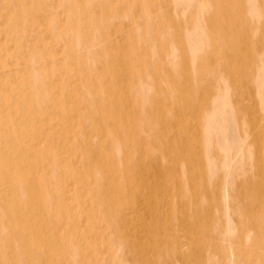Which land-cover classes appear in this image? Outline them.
Wrapping results in <instances>:
<instances>
[{
    "label": "rangeland",
    "instance_id": "374dc122",
    "mask_svg": "<svg viewBox=\"0 0 264 264\" xmlns=\"http://www.w3.org/2000/svg\"><path fill=\"white\" fill-rule=\"evenodd\" d=\"M263 4L0 0V264H264Z\"/></svg>",
    "mask_w": 264,
    "mask_h": 264
},
{
    "label": "bare ground",
    "instance_id": "6f19581e",
    "mask_svg": "<svg viewBox=\"0 0 264 264\" xmlns=\"http://www.w3.org/2000/svg\"><path fill=\"white\" fill-rule=\"evenodd\" d=\"M242 1V0H241ZM262 6H264V4L262 5ZM238 9H239V7H238ZM236 11H238V10H236ZM262 11V10H261ZM263 12V11H262ZM234 14H236V13H234ZM235 16V15H234ZM210 17V16H209ZM238 17V16H237ZM239 18H240V16H239ZM232 19V16L230 15V13L229 12H225V14L223 15L222 13H221V16H217V15H213L212 17H211V21H212V35H213V37H215V38H218V40L220 39V40H223L222 42H224L223 44H224V46H226L227 45V43H228V39L229 38H227V37H229L230 36V34H231V29H233V28H237L238 27V25L240 24H238L237 22L238 21H236V19H238V18H235V20H234V18H233V20H231ZM240 20V19H239ZM210 21V22H211ZM219 22H221L222 23V25H223V27H222V29H218L217 27H218V24H219ZM248 30V29H247ZM247 32V31H246ZM245 31H244V33H246ZM210 34V33H209ZM210 38V37H209ZM226 41V42H225ZM213 42V41H212ZM217 43V42H216ZM221 43V42H220ZM218 46V45H217ZM219 46H221V45H219ZM223 46V45H222ZM9 62V61H8ZM9 63H11V62H9ZM1 67V66H0ZM9 70V69H8ZM14 74V73H13ZM12 74V75H13ZM57 74V73H56ZM58 76V75H57ZM4 77V76H3ZM2 77V78H3ZM11 78V77H10ZM14 78V77H13ZM4 81V80H3ZM3 81H1V83H3ZM11 81V80H10ZM12 82V81H11ZM2 86V85H1ZM6 87V86H5ZM110 87V86H109ZM3 88H4V86H3ZM6 88H8V87H6ZM111 88V87H110ZM5 89V88H4ZM6 90V89H5ZM4 90V91H5ZM57 90V89H56ZM10 91V90H9ZM52 92V91H51ZM4 93V92H3ZM164 94H166V93H164ZM116 95H118V94H116ZM115 95V96H116ZM10 96V95H9ZM71 96V95H70ZM69 96V97H70ZM110 96V95H109ZM7 97V96H6ZM68 97V96H67ZM68 97V98H69ZM100 97V96H99ZM168 97H170L169 95H168ZM119 98V97H118ZM159 98V97H158ZM13 99H14V97H13ZM66 99V98H65ZM9 100V99H8ZM67 100V99H66ZM65 100V101H66ZM117 100V99H116ZM157 100V99H156ZM118 101V100H117ZM14 102V101H13ZM13 102H12V104H13ZM129 102V101H128ZM131 102V101H130ZM20 103V102H19ZM22 104V103H21ZM25 105V104H24ZM98 105V104H97ZM119 105V104H118ZM1 106V105H0ZM11 106V105H10ZM13 106V105H12ZM36 106V105H35ZM5 107V106H4ZM22 107V106H21ZM20 107V108H21ZM5 108H7V107H5ZM25 108V107H24ZM83 109V108H82ZM118 109V108H117ZM32 110V109H31ZM80 110V109H79ZM176 110H178V109H176ZM13 111V110H12ZM28 112V111H27ZM76 112V111H75ZM117 112V111H116ZM159 112L161 113V114H164V110H163V108L161 109L160 108V110H159ZM4 113V112H3ZM29 113V112H28ZM49 113V112H48ZM50 113H51V111H50ZM55 113V112H54ZM7 114V113H6ZM12 114H14V111H13V113ZM23 114V113H22ZM21 113H20V116H23ZM117 114V113H116ZM4 115V114H3ZM26 115H28V114H26ZM26 115H24V116H26ZM51 115V114H50ZM49 115V116H50ZM127 116V115H126ZM163 117L164 115H159L158 117L161 119V117ZM4 117H5V115H4ZM17 118L19 117V116H16ZM8 118V117H7ZM6 118V119H7ZM34 118V117H33ZM101 118V117H100ZM118 118V117H117ZM154 118V117H153ZM5 119V120H6ZM19 119V118H18ZM24 119V118H23ZM32 119V118H31ZM73 119V118H72ZM96 119V118H95ZM126 119H128V118H126ZM25 120V119H24ZM96 120H98V119H96ZM155 120H157V117H155ZM26 121V120H25ZM30 121V120H29ZM33 121V120H32ZM35 121V120H34ZM5 122V121H4ZM16 122H18L17 120L14 122V123H16ZM31 122V121H30ZM36 122V121H35ZM127 122V121H126ZM129 122V121H128ZM127 122V123H128ZM19 123V122H18ZM113 123V122H112ZM20 124V123H19ZM37 124V123H36ZM114 124H116V122L114 123ZM184 124V123H183ZM18 126V125H17ZM23 126H25V125H23ZM68 126V125H67ZM75 126V125H74ZM182 126V125H181ZM187 126V125H186ZM20 127H21V125H20ZM11 128V127H10ZM37 128V127H36ZM129 128V127H128ZM131 128V127H130ZM167 129V128H166ZM18 130V129H17ZM29 130H32V129H29ZM28 130V131H29ZM23 131H25V130H23ZM40 131V130H39ZM70 131V130H69ZM72 131V130H71ZM70 131V132H71ZM29 132H31V131H29ZM73 132V131H72ZM188 132V131H187ZM175 133V132H174ZM25 134V133H24ZM31 134V133H30ZM42 134H45V132H43ZM41 134V135H42ZM129 134V133H128ZM189 134V133H188ZM41 135H39L38 137H41ZM47 135V134H46ZM45 135V136H46ZM72 135H73V133H72ZM132 135V134H131ZM170 135H172V134H170ZM27 136V135H26ZM189 136V135H188ZM187 136V137H188ZM12 137H13V135H12ZM12 137H11V140H12ZM34 137V136H33ZM71 137H73V136H70L69 135V138L71 139ZM119 137V136H118ZM128 137H129V135H128ZM132 137V136H131ZM172 137V136H171ZM14 138V137H13ZM36 138V137H35ZM44 138V137H43ZM183 138H185V137H183ZM9 139H10V137H9ZM23 139V138H22ZM39 139V138H38ZM37 138L35 139V140H38ZM41 140H42V138H40ZM47 139V138H46ZM104 139H105V137H104ZM107 139V138H106ZM194 139V138H193ZM14 140V139H13ZM16 140V139H15ZM40 140V141H41ZM72 141H73V139H71ZM70 140V141H71ZM131 140V139H130ZM192 140V139H191ZM10 141V140H9ZM193 141V140H192ZM3 142V141H2ZM132 142V141H131ZM188 142H189V140L188 139H186V140H183V139H176V138H172L171 139V141H170V145H168L167 147H161L160 148V150H162V151H167L169 148H173L174 149V151L176 152V155H182V154H184V155H186V157L184 158L185 159V161L187 162H190V160H193V159H195L196 157L194 156V151L190 148L189 149V147H188V149H189V151H185V146H188ZM17 143V142H16ZM27 143V142H26ZM41 143H43V142H41ZM108 143V142H107ZM143 143V142H142ZM12 144V143H11ZM15 144V143H14ZM14 144H12V145H14ZM33 144V143H32ZM32 144H30V145H32ZM39 146H41L40 144H38ZM190 145V144H189ZM3 146V145H2ZM16 146V145H15ZM22 147H24L23 145H22ZM32 147H33V145H32ZM160 147V146H159ZM129 148V147H128ZM21 149H23V148H21ZM29 149V148H28ZM18 150V149H17ZM3 151V150H2ZM6 151V150H5ZM67 151V150H66ZM13 152H16V151H13ZM18 152V151H17ZM67 152H69V151H67ZM125 152H126V150H125ZM4 153H6V152H4ZM9 153H11L10 151H9ZM31 153V152H30ZM109 153H110V151H109ZM162 153V152H161ZM16 154V153H15ZM21 154V153H20ZM60 154V153H59ZM67 154V153H66ZM17 155H18V153H17ZM61 155V154H60ZM128 155V154H127ZM6 156H8V155H6ZM13 156V155H12ZM62 156H63V154H62ZM111 156V155H110ZM9 158V157H8ZM19 158V157H18ZM27 158H30V157H28L27 156ZM26 158V159H27ZM166 158V157H165ZM36 159V158H35ZM11 160V159H10ZM24 160V159H23ZM159 160V159H158ZM170 160H174L173 159V157L170 159ZM176 160H177V158H176ZM33 161V160H32ZM42 161V160H41ZM53 161V160H52ZM62 161L64 162V160L62 159ZM157 161V160H156ZM12 162V161H11ZM10 162V163H11ZM24 162H25V160H24ZM9 163V164H10ZM155 163V162H154ZM192 163V162H191ZM8 164V165H9ZM13 164V163H12ZM42 164V163H41ZM21 165H22V163H21ZM67 165H68V162H67ZM72 165V164H71ZM110 165V164H109ZM157 165H160L159 163H156V166ZM181 165V164H180ZM183 165H184V163H183ZM11 166V165H10ZM40 166V165H39ZM110 166H112V165H110ZM115 166V165H114ZM160 166H162V165H160ZM178 166H179V164H175V160H174V162H168V163H166V167L163 169V168H160V174H159V179L156 181V185L157 186H159V187H161V189H162V191H161V195H163V193H164V191H167L169 188H173V186L175 185V184H178V178L176 177H173V173L175 172V170H176V168H178ZM185 166V165H184ZM184 166H183V168L181 169V170H183L184 169ZM194 166V165H193ZM23 167V166H22ZM26 167V166H25ZM37 167V166H36ZM42 167V166H41ZM65 167V166H64ZM43 168V167H42ZM11 169L13 170L14 168H12L11 167ZM10 169V170H11ZM35 169V168H34ZM39 169V168H38ZM45 169V168H44ZM70 169V168H69ZM36 170V169H35ZM41 170V169H40ZM49 170V169H48ZM71 170V169H70ZM74 170H75V168H74ZM186 170V169H185ZM4 171V170H3ZM71 171H73V169L71 170ZM76 171V170H75ZM109 171V170H108ZM82 173H83V171H81ZM177 172V171H176ZM175 172V173H176ZM182 172V171H181ZM187 172V171H186ZM38 173V172H37ZM81 173V174H82ZM131 173V172H130ZM183 173V172H182ZM41 174V173H40ZM50 174V173H49ZM68 174V173H67ZM164 174V175H163ZM184 174V173H183ZM4 175H5V173H4ZM10 175V174H9ZM20 175V174H19ZM35 175V174H34ZM33 176V175H32ZM71 176V175H70ZM77 176H78V174H77ZM132 176H133V174L131 175V174H128V181H129V185L131 186V188H132V186H133V183H131V180L130 179H132ZM185 176V175H184ZM183 176V177H184ZM5 177H8V175L7 176H5ZM13 177V176H12ZM35 177V176H34ZM67 177V176H66ZM78 177H80V176H78ZM171 177H173L174 179H172V182H171V180H170V178ZM9 178V177H8ZM31 178V177H30ZM36 178H37V176H36ZM68 178V177H67ZM185 178V177H184ZM38 179V178H37ZM84 179V178H83ZM83 179H82V181H83ZM7 180V179H6ZM137 180V179H136ZM184 180H186V179H184ZM0 181H2V180H0ZM38 181V180H37ZM75 181V180H74ZM73 181V182H74ZM31 182H33V181H31ZM76 182H78V181H76ZM84 182V181H83ZM179 182H181V181H179ZM184 182V181H183ZM70 183V182H69ZM185 183V182H184ZM3 184H4V182H3ZM85 184V183H84ZM186 184V183H185ZM79 185V184H78ZM87 185V184H86ZM184 185V184H183ZM189 185V184H188ZM65 186H67V185H65ZM64 186V187H65ZM85 186V185H84ZM83 186V187H84ZM186 186V185H185ZM82 187V188H83ZM175 187V186H174ZM7 188V187H6ZM85 188V187H84ZM5 189V188H4ZM3 189V190H4ZM31 189V188H30ZM30 189H29V191H30ZM87 189H89V188H87ZM87 189H85L84 191H86ZM184 189V188H183ZM13 190H15V188H13ZM129 190H130V188H129ZM185 190H187V189H185ZM184 190V191H185ZM16 191V190H15ZM35 191V190H34ZM90 191V190H89ZM124 191V190H123ZM123 191H121L122 193H123ZM188 191V190H187ZM14 192V191H13ZM120 193V192H119ZM87 194V193H86ZM189 194V193H188ZM7 197L9 196L8 194L6 195ZM181 196V195H180ZM185 196V195H184ZM10 197V196H9ZM187 197V196H186ZM1 198V197H0ZM11 198V197H10ZM9 198V199H10ZM139 198V197H138ZM2 200V199H1ZM35 200V199H34ZM39 200V199H38ZM3 201H5V199L3 200ZM10 201V200H9ZM40 201V200H39ZM42 201V200H41ZM7 202V201H6ZM17 203V202H16ZM43 203V202H42ZM8 204V203H7ZM40 204V203H39ZM19 206V205H18ZM183 206V205H182ZM236 206V205H235ZM234 208V207H233ZM20 209H21V207H20ZM176 209V208H175ZM10 210H12V209H10ZM184 211L186 210H188V208H185V209H183ZM17 211V210H16ZM19 211V210H18ZM17 211V212H18ZM9 213H10V211H9ZM74 214V213H73ZM175 214V213H174ZM7 216V215H6ZM75 221V220H74ZM255 224V223H254ZM253 224V225H254ZM68 226V225H67ZM74 227V226H73ZM72 227V228H73ZM75 231V230H74ZM79 231V230H78ZM77 233V232H76ZM143 256V255H142ZM143 258V257H142Z\"/></svg>",
    "mask_w": 264,
    "mask_h": 264
}]
</instances>
